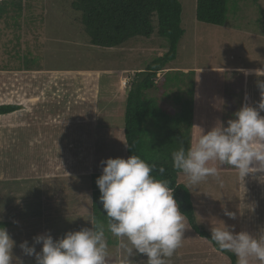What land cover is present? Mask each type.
<instances>
[{"label": "rangeland", "instance_id": "374dc122", "mask_svg": "<svg viewBox=\"0 0 264 264\" xmlns=\"http://www.w3.org/2000/svg\"><path fill=\"white\" fill-rule=\"evenodd\" d=\"M180 2L185 35L179 42L176 59L160 74L169 70L194 71L193 75L184 77L185 82L193 80L195 84L192 142L218 122L226 126L245 102L258 103L257 77H246L239 69H264V0H230L224 25L199 21L197 0ZM71 3L72 0H0V92L4 83V87L11 84L2 71L7 73L18 65L96 72H90L89 82L85 83L88 93L84 83L69 82L70 90L66 94L72 104L66 109L65 117L74 115L71 122L61 119L62 105L49 108L50 101H45L42 105L52 110L41 119L51 123L48 127L42 125L44 129L40 133H36L34 127H39L37 122H41L35 109L29 113L30 120L25 127L5 134H2L4 127L0 129V220L8 219L15 224V227H6L16 241L13 264H35V257L25 255L19 245L25 240L31 245L34 236L46 233L47 224L59 220L53 205L55 200H52L58 194L67 199L71 213L64 224H74L72 231L83 228L80 225L85 227L90 214V207L84 204L91 191L89 174L102 172V159L128 157L124 125L131 82L139 71L162 56L170 43L155 30L150 37H135L118 47L92 45L84 31L81 12L75 11ZM59 86L55 91L65 93ZM164 86L162 83L160 89L148 91V96L166 107L180 110L187 97L186 84L181 83V89L175 86L163 89ZM179 93L183 96L181 102L175 99ZM83 95L89 97L85 102ZM59 99L61 97L51 100L56 104ZM36 106L39 107V103ZM51 114L53 116L49 117ZM18 134L23 148L13 150L12 142L10 148L7 143L3 146V138L8 142L11 137L17 143ZM66 137L74 141L72 147L61 142ZM32 140L34 142H30ZM42 141L47 144L41 151L36 146L41 148ZM61 146H66L67 155ZM217 167L219 179L208 177L197 187L190 188L197 222L209 231L212 221L217 225L224 221L229 226L235 225L236 232L247 230L259 234L264 228V184L251 176L243 183L235 169ZM71 174L75 178H69ZM7 178L13 179L8 181ZM178 180L187 186L183 173ZM220 181H223L222 186ZM70 184L73 189L69 191L64 186ZM224 206L236 212L237 218L225 216ZM186 221L188 229L182 245L166 259V264H231L226 254L196 233ZM88 223L87 227H92L90 220ZM105 237L109 253L107 264H146V255L127 261L121 241L109 231L105 232ZM36 247L37 251L41 248ZM251 264L259 262L253 260Z\"/></svg>", "mask_w": 264, "mask_h": 264}, {"label": "clouds", "instance_id": "9594fccd", "mask_svg": "<svg viewBox=\"0 0 264 264\" xmlns=\"http://www.w3.org/2000/svg\"><path fill=\"white\" fill-rule=\"evenodd\" d=\"M239 71L246 77H257L260 99L255 105L245 102L226 126L218 122L189 147L181 144L172 152L173 168L185 175L187 189L197 187L208 177L219 179L217 165L235 169L243 183L251 176L264 184V69ZM100 165L102 174L96 183L107 230L121 241L125 259L131 261V257L146 255V264H166V259L182 245L188 229L174 190L167 180L152 175L154 164L138 155L108 157ZM159 171L163 173V167ZM223 211L225 216L237 218V213L226 206ZM90 221L92 227L69 230L59 238H54L50 231L37 234L31 245L25 240L19 246L25 255L35 257V264H107L105 225L95 218ZM211 240L220 250L233 253L236 264H251L253 260L264 264V228L259 234L236 232L235 225L224 221L217 225L212 221ZM15 245L8 229L0 226V264H13ZM37 245H42L39 251Z\"/></svg>", "mask_w": 264, "mask_h": 264}, {"label": "trees", "instance_id": "16d2710c", "mask_svg": "<svg viewBox=\"0 0 264 264\" xmlns=\"http://www.w3.org/2000/svg\"><path fill=\"white\" fill-rule=\"evenodd\" d=\"M229 1L197 0V19L208 24L224 25L228 18ZM71 6L75 11L81 12V22L92 45L118 47L135 37H150L155 30L159 36L169 39L168 50L155 58L144 70L139 71L131 82L124 125L128 157L138 155L149 164H154L156 167L152 175L168 181L181 211L184 212L193 230L226 254L231 264H236V256L220 250L216 242L211 240V231L197 222L191 190L179 182L178 176L182 172L173 168L172 152L178 150L181 144L185 148L191 144L195 94L194 81L184 80L185 75H193L194 71L169 70L163 75L160 74L168 68L169 62L176 59L179 42L185 35V29L181 24L180 0H72ZM162 83L165 85L163 89L169 86L181 89L180 84H186L187 97L180 110L166 107L158 99L148 96V91L160 89ZM175 99L181 102L182 94H177ZM21 108L22 106L17 104H1L0 115ZM160 167H163V173L159 171ZM101 174L102 172L89 174L91 191L90 195L88 194L90 202L88 220L95 218L105 225V232H108L107 217L100 202L101 193L96 183ZM72 185L64 187L70 191L73 189L70 188ZM10 224L7 219L0 220V226L7 227Z\"/></svg>", "mask_w": 264, "mask_h": 264}, {"label": "crops", "instance_id": "0c3cea01", "mask_svg": "<svg viewBox=\"0 0 264 264\" xmlns=\"http://www.w3.org/2000/svg\"><path fill=\"white\" fill-rule=\"evenodd\" d=\"M2 72H4V74L7 75L8 79L11 80V82L9 81V83H11V84L7 85V87H4V85L6 83H4L2 85V87H1L2 89L0 92V104L1 103L2 104H17V105L22 106V108L17 110V111L0 115V129L4 127L2 134H5L6 132L10 133L12 130H15V129L18 130L19 127H25L26 124L30 120L29 113L32 112V110H34V109L36 111H38V113H39L38 117H39V119H41V118L46 117L50 114V111L52 109L48 110L49 108H52L54 106L59 107L62 105L61 119L63 121L67 120L68 123L71 122L74 118V115H72V117H65L66 109H68L69 105L72 104V102L68 100L69 95L66 94L67 91L70 90V89H68L69 88L68 87L69 82H71V84H72L73 81L76 80L77 82L76 81L75 82L77 84H79L81 82L84 84L85 83L87 84V82H89V78H90L89 74H91L90 72H93V71L86 70V69H82V70H63V69L47 70L44 68H34V67H26L23 65H18V67H13V68L8 69L7 73L5 71H2ZM93 73H96V72H93ZM78 78H80L81 81ZM59 84H60L61 88L65 91V93L61 94L58 91L57 92L55 91L56 88L59 86ZM86 84H85V86L88 89V91H87V93H88L89 88H88V85H86ZM63 90H61L60 92H62ZM59 96L61 97V99H59L61 101H58L55 104V101L58 98H60ZM47 99H49V100H47ZM51 99H55V101H53ZM85 99H89V97L88 96L84 97V95H83V102H85ZM45 101H50L49 108H48V105H42V103ZM38 103H39V107L36 106V105H38ZM35 107H37V108H35ZM51 116H53V114H51L49 117H51ZM35 118H37V117L34 116V119ZM37 123H39L40 126L37 127L36 125H34V127L37 128L36 133H38V132L40 133L44 129L42 127V125L44 127H46V126L48 127V126H50L48 124L51 122H48V119H47V121L42 122V119H41V122H37ZM66 127L68 128L67 125H66ZM84 127L85 126H83V128ZM68 129H70V128H68ZM71 129H72V127H71ZM13 134H15V133H13ZM25 135H27V134H23V136H25ZM18 136H19V134L17 135L16 139L17 138L19 139ZM14 141H15V139H14ZM14 141L11 140V137H10L8 142L7 141L5 142L4 138L2 139L3 146L7 143V147H9L10 143L12 142L11 146L13 147V150L14 149L19 150V149L24 147V144L22 141H20V139H19V141H17V143H15ZM30 142H34V140H32ZM61 142H63L64 145L67 144L70 147H72L74 144V141L72 139H68V137L64 138V140H62ZM39 144H42L41 148H39L37 146H36V148L41 149V151H42L45 149L44 144H47V143L42 141ZM33 146H35V145H33ZM65 147L61 146V149L65 150V155H67L68 152H67V149ZM64 158H66V157H64ZM53 165L54 164H52V167H53ZM56 167L58 168V166H56ZM72 176H73V174H71L69 178H72ZM66 177H68V176H66ZM7 179H8V181H10L13 178H7ZM14 179H17V178L15 177ZM23 181H25V180H23ZM8 183L11 185H15V184L10 183V182H8ZM16 193L17 192H15V194ZM52 200H55L53 202V205L56 208V212L58 213L57 216H58L59 220L55 221L54 223L47 224L45 226V231H46V233L50 231L54 238H59L60 236L65 234L67 231H69L72 228V226H75V225L74 224H68V223L64 224V222L66 220L68 221V216L71 214L67 209V199L63 198L61 196V194H58ZM59 200H65V201H59ZM84 204L86 205V207H87V205L90 207L89 201L87 203H84ZM19 206H20V203H19ZM63 206H65L64 209H62ZM18 208H20V207H18ZM57 209H60V210L58 211ZM21 210L22 209H20V211ZM16 215L19 216L20 214H16ZM10 223L11 224L7 226L8 229L11 226L15 227V224L13 225L12 221ZM85 224H86L85 227L89 226L88 217H87V223H85ZM80 226L84 227V225H80ZM40 246L42 247V245H40Z\"/></svg>", "mask_w": 264, "mask_h": 264}]
</instances>
